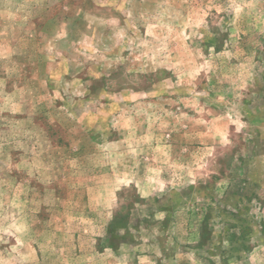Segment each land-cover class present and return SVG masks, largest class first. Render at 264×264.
<instances>
[{"label": "rangeland", "instance_id": "rangeland-1", "mask_svg": "<svg viewBox=\"0 0 264 264\" xmlns=\"http://www.w3.org/2000/svg\"><path fill=\"white\" fill-rule=\"evenodd\" d=\"M0 264H264V0H0Z\"/></svg>", "mask_w": 264, "mask_h": 264}]
</instances>
